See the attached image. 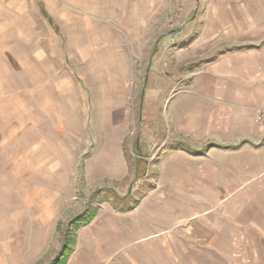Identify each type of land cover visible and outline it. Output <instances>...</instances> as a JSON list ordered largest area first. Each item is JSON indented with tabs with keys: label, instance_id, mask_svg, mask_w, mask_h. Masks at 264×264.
Returning a JSON list of instances; mask_svg holds the SVG:
<instances>
[{
	"label": "rangeland",
	"instance_id": "rangeland-1",
	"mask_svg": "<svg viewBox=\"0 0 264 264\" xmlns=\"http://www.w3.org/2000/svg\"><path fill=\"white\" fill-rule=\"evenodd\" d=\"M220 1L0 0V264H51L75 217L128 209L151 190L155 159L141 160L147 183L136 173V141L150 124L141 120L151 116L144 92L152 75L180 76L162 118L186 103V69L221 47L206 44L214 31L202 36L204 12ZM108 165H127V180L98 173ZM162 213L132 243L93 226L104 236L97 251L87 246L90 264H214L180 228L168 239ZM75 253L69 264L82 261Z\"/></svg>",
	"mask_w": 264,
	"mask_h": 264
},
{
	"label": "crops",
	"instance_id": "crops-1",
	"mask_svg": "<svg viewBox=\"0 0 264 264\" xmlns=\"http://www.w3.org/2000/svg\"><path fill=\"white\" fill-rule=\"evenodd\" d=\"M204 20L202 36L214 31L206 44L221 47L204 50L203 55L213 56L186 69V103H171L167 119L162 118L180 76L164 83L152 75L144 92V110L151 116L140 119L150 124L136 141V173L142 172L147 183L152 172L142 169L141 160L155 159L151 190L131 211L116 212L111 206L98 211L77 232L73 254L77 250L82 261L75 264H90L87 246L97 251L95 243L103 244L102 231L97 237L90 231L99 222L111 237L132 243L148 224H158L157 212L168 224V239L180 228L186 238L202 242L199 254L215 255L214 264H264V120L259 115L264 111V0H221L206 9ZM121 159L127 162L125 154ZM115 168L108 165L98 173L125 182L129 167ZM187 252L196 249L186 247Z\"/></svg>",
	"mask_w": 264,
	"mask_h": 264
},
{
	"label": "trees",
	"instance_id": "trees-1",
	"mask_svg": "<svg viewBox=\"0 0 264 264\" xmlns=\"http://www.w3.org/2000/svg\"><path fill=\"white\" fill-rule=\"evenodd\" d=\"M136 151H138L136 149ZM119 200H121L120 202H124L126 200V198H119ZM134 206L128 208V209H119V211L122 212H127V211H131L133 210ZM98 214V209H91L88 212H85L84 214H81L77 217H75V219H73L72 221V226H71V233L68 231L65 233L64 236V245L62 248V252L56 256L53 260V262H51V264H67L71 255L74 252V247L76 245V238H77V232L86 227L87 225H89L90 223L93 222V220L96 218Z\"/></svg>",
	"mask_w": 264,
	"mask_h": 264
},
{
	"label": "built area",
	"instance_id": "built-area-1",
	"mask_svg": "<svg viewBox=\"0 0 264 264\" xmlns=\"http://www.w3.org/2000/svg\"><path fill=\"white\" fill-rule=\"evenodd\" d=\"M260 120L263 119L264 120V111L260 112Z\"/></svg>",
	"mask_w": 264,
	"mask_h": 264
}]
</instances>
